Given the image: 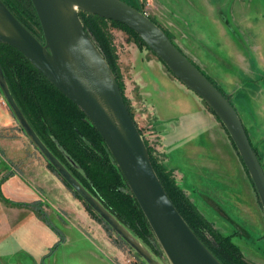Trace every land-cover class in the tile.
I'll return each instance as SVG.
<instances>
[{"label":"rangeland","instance_id":"rangeland-1","mask_svg":"<svg viewBox=\"0 0 264 264\" xmlns=\"http://www.w3.org/2000/svg\"><path fill=\"white\" fill-rule=\"evenodd\" d=\"M127 1L137 3L140 11L146 12L147 16L152 18L156 24L159 23L165 32L172 36L174 44L178 45L179 49L199 69L218 84L231 102H234V107L245 124L246 120L250 119L252 122L258 119L261 114L256 108H258V105H264V70L260 68L259 62L255 58L254 50L256 49L250 50L248 43L250 40L261 43L264 54V0H162L160 2L162 6L156 5V2L160 0H151L153 3L150 0ZM210 4H212V7H209ZM236 4L244 9H240L239 12L246 10L244 14L251 15L250 23L233 20V17H231L233 9L236 15L238 13V10H235ZM28 10H30V6H28ZM83 11L79 10L81 14H84L82 13ZM24 13L26 16L25 20L31 23L33 28L37 29V18L33 15V12L31 15L27 11ZM217 13L218 15L220 14L221 21L227 20L223 21L228 34L224 37L219 30L218 23L210 19L212 15ZM216 17L220 19L218 16ZM102 28L105 29L104 31L107 32L111 41L109 44L114 53L115 65H117L116 73L121 86L120 90L123 92L126 104L129 105L128 108L135 120L134 122L141 131L143 140L148 146L147 148H150L152 154L157 156L159 163L164 164L168 168L165 163L166 155L162 149L163 143L161 142L162 132L164 131L162 129V118L157 114L156 105L153 103L150 95L151 91L149 90L152 85L155 86L156 84L154 72L160 74L161 71H165L168 76L174 78L173 83L168 82V87L177 91L175 92V97L180 96L182 99L192 103L191 107H193L192 109L195 110L198 116L196 118L198 125H205L206 123L209 126L210 120L205 117L206 115L199 105H195L192 99H188V97H191L192 92H189V94L184 89L187 86L182 84L179 78L167 69L166 63L156 56L147 44L141 42L140 37L134 35L126 26L107 18H105ZM198 33L203 36L200 37ZM226 36L229 37V41H232L236 50L242 49L246 53L247 65L253 68L251 71L245 68L243 69L244 71H241L233 57L229 56L231 49L227 43ZM0 57L9 74L7 63L10 57L2 44H0ZM227 71L236 76V89L235 87L232 90L231 87L226 89L221 84L219 78L224 77ZM199 98L204 102L207 111L221 124L217 114L209 109L208 103L201 97ZM12 112L6 96L0 90V149L5 150L8 143L13 144L15 148H18V146L23 147L24 150L19 156L24 155L25 158H29L28 161L32 160L30 164L34 167L29 175H35L34 173L37 170L43 169L45 186L47 187L45 190L46 197L50 202L46 203V209L41 207V210L47 216L51 214L50 217L53 223L57 225V231L54 230V224L52 226L47 223L43 232L40 230L39 233L35 232L33 234L32 231L28 233L27 231L17 230L8 237H1L0 240L2 241H0V244H4L1 247L4 256L0 258V264H148V261L140 256L131 245L126 243L114 230L108 228L107 223L98 219L94 215L95 212L85 205L84 200L79 198L73 189L65 184L60 174L52 170L47 164L48 160L43 157L38 151L39 149L28 139L29 137L24 133L20 122ZM261 112L264 115V107ZM203 116L206 119L203 120ZM175 125H178V123ZM259 129L251 127L248 129L249 135L248 132L247 135L248 138L250 136L251 145L257 151L259 160L264 167V134ZM216 143L220 142L218 140L215 143L212 141L210 150L214 155H219L215 149ZM208 144L210 145L209 140ZM52 151L56 153L57 158L58 156L59 158H65L62 160L70 171L79 172L77 171L79 169L78 164L69 156L63 146L56 143ZM235 151L237 152L236 148ZM241 162L243 163V161ZM224 165L228 168L231 167L230 171L233 179L230 184L222 181L219 186L223 184L224 188L228 189L226 191L231 194L230 196L235 198L234 195L237 194L241 198L239 201L250 203L248 192L241 188L244 185L242 184L243 180L236 171L235 165H231L230 161H225ZM246 169L245 172L250 178ZM22 172L26 173L25 169H22ZM78 174L80 175V173ZM171 176L179 185L180 182L172 169ZM217 178L218 183L221 180H219V177ZM200 180L202 185L205 184L204 186L201 185L202 188L208 185L210 189L218 190L216 187L217 183L215 184L214 181L211 183L209 173L203 174V178L200 177ZM250 181L253 191L256 192L257 201L263 208L251 178ZM213 184H215V187ZM182 189L184 190V188ZM186 194L189 196L188 193ZM189 199L192 200L191 197ZM262 208L261 210L263 211ZM233 216L238 221L240 218V223L250 233L246 231L244 233L235 227H233L231 232L225 231L211 219L209 220L212 221L214 229L218 232L231 235V241L239 246L244 264H264V233L253 237L251 232L255 233L258 231L252 230L248 217L243 218L236 214H233ZM230 220L232 221V218ZM227 222L229 221H225V223ZM233 222L234 220L230 225ZM256 227L260 231L263 228L261 222H257ZM27 233L30 236H26L25 234ZM136 237L161 264H172L163 252L164 250L160 246L156 234L151 229L145 230L144 236L137 235Z\"/></svg>","mask_w":264,"mask_h":264},{"label":"water","instance_id":"water-1","mask_svg":"<svg viewBox=\"0 0 264 264\" xmlns=\"http://www.w3.org/2000/svg\"><path fill=\"white\" fill-rule=\"evenodd\" d=\"M43 41L25 27L0 0V42L18 49L48 81L84 112L100 131L107 149L144 211L163 252L172 264H224L188 225L157 176L147 144L126 104L111 66L86 32L79 10L132 28L180 82L208 103L226 127L247 167L264 213V167L251 145L246 126L233 103L167 36L159 23L125 0H31ZM1 60V58H0ZM0 62V90L28 139L80 198L148 264H161L137 237L82 184L39 138L15 102Z\"/></svg>","mask_w":264,"mask_h":264},{"label":"crops","instance_id":"crops-1","mask_svg":"<svg viewBox=\"0 0 264 264\" xmlns=\"http://www.w3.org/2000/svg\"><path fill=\"white\" fill-rule=\"evenodd\" d=\"M160 2L162 0L156 2V5L162 6ZM209 7H212V4ZM236 9L238 10L237 15L234 9L231 13L234 21L251 22V15L244 14L246 10L239 12L240 9H244L238 7L237 4L235 6ZM256 17L257 15L254 18L256 19ZM210 19L218 23L223 37L228 35L223 23L224 20L227 21L226 19L221 21L222 18L218 13L212 15ZM202 36L200 35V37ZM228 38L226 36L227 43L231 49L229 56L233 57V60L240 67L241 71H244V68L251 71L253 68L247 65L248 59L246 53L242 49L236 50L234 44ZM248 45L250 46V50L256 49L254 50L255 58L258 60L260 68L264 70L263 46L254 40H250ZM154 73L156 75V84L155 86L152 85L149 90L151 91L150 95L153 103L156 105L157 114L162 118V129L164 131L162 132L161 142L163 143L162 149L166 155L165 163L168 168L175 171V176L180 182L179 185L188 193L192 201L200 209L199 211L208 219H211L217 226L225 229V231L231 232L233 227H235L244 233L245 231L250 233L240 223L239 217V221L234 218L233 214H236L243 218L248 217L252 230L258 231L255 233L251 232L253 237L264 233V213L261 210L262 207L257 201L256 192L253 191L250 178H248L245 172V165L241 162L239 154L235 151L233 142L229 138V135H227L224 127L207 111L204 102L199 96L192 89L186 87L184 89L188 93H193H191V97H188V99H192L195 105H199L206 115L205 117H208L210 120L209 126L206 123L205 125H198V121L196 120L198 116L195 110L192 109L193 107H191L192 103L182 99L180 96L175 97V92L177 91L174 88L170 89L168 87V82L173 83L174 78L168 76L165 71H161L160 74ZM235 77V75L227 71L225 76L219 78V80L226 89H230L231 87L232 90L234 87L236 89L237 80ZM232 103L234 106L233 101ZM263 107L264 105H258V108H256L261 114L258 119L252 122L250 119L246 120V124L241 119L246 126V132L252 127L253 129L260 128L259 131L264 134V115L261 112ZM205 117L203 120L206 119ZM177 123L178 125H175ZM208 140L210 141V145L208 144ZM217 140L220 143L215 144V149L219 155H214L211 153L210 146L212 145V141L215 143ZM5 148V150L0 149V238L3 236L8 237L17 230L27 231L28 233L32 231L33 234L35 232L39 233L40 230L43 232L46 229L47 223L31 203L36 201L41 207L46 209V203L50 202L46 197L45 173L42 169L37 170L34 173L35 175H29L34 167L30 164L32 160L28 161L29 158H25L24 155L19 156L24 150L23 147L18 146V148H15L13 144L8 143ZM5 153H7L6 156ZM225 161H230L231 165H235L236 171L243 180L242 184L244 185L241 188L248 192L250 203L239 201L241 198L237 194L234 195L235 198L230 196L231 194L226 191L228 189H225L223 184L219 186V183L222 181L230 184L233 179L230 171L231 167L225 166ZM22 169H25L26 173L22 172ZM207 173L211 176V183L214 181L216 184L217 177L221 180L216 185L217 191L210 189L208 185L204 188L201 187L200 177L203 178V174ZM215 184H213L214 187ZM50 215L47 217L54 224ZM230 218H232V221L234 220L231 225L232 221ZM225 221H229L227 222L228 224ZM257 222H261L262 224L263 228H261V231L259 228H255ZM55 226L57 227V225ZM28 233L25 235L30 236ZM3 245L2 243L0 244V258L4 256L1 248Z\"/></svg>","mask_w":264,"mask_h":264},{"label":"trees","instance_id":"trees-1","mask_svg":"<svg viewBox=\"0 0 264 264\" xmlns=\"http://www.w3.org/2000/svg\"><path fill=\"white\" fill-rule=\"evenodd\" d=\"M4 1L11 5V8L19 5L20 9L23 12H29V15L33 12V15L38 19L31 0ZM125 1L140 11L137 3L129 2L127 0ZM28 6H30V10H28ZM82 13L84 14L79 12L83 25L86 27V32L91 39H94L95 44L104 55L103 57L111 66L114 76L117 78L119 84V78L116 73L117 65H115L114 53L109 44L111 41L108 38L107 32L104 31L105 29L102 28L105 19L99 17L98 14H89L85 11ZM116 23L126 26L121 22ZM126 28L139 37L132 28H129L128 26H126ZM167 36L169 35L167 34ZM169 37L172 38V36ZM140 39L142 40V43L146 44L141 37ZM0 44L3 45L5 51L10 57L7 63L9 74L4 66V62L2 60L0 61L2 69H4V67L6 69H4L3 73L9 84V90L15 98V102H17L19 107L23 110L22 112L26 119L31 123V126L40 136L39 138L43 143L50 147L51 152L54 155L56 153H54L52 149L55 148L56 143L63 146L64 150L79 166L77 171H79L78 173H80V175L71 171L75 174L78 180L86 185L89 191H91L95 197L100 199L105 207L110 210L112 214L117 217L119 222L123 223L133 235L144 236L145 230L147 231L151 229L149 226L150 224L146 220L143 213L144 211L138 205L135 196L131 193L128 187L129 185L122 175L123 173L117 167L114 157H112L107 149V144L104 143L100 131L94 127L84 112L81 111L80 108L76 106L72 100L67 98V96H65L56 86L48 81L38 69L34 68L31 62L22 55L18 49L11 47L7 43L0 42ZM176 46L178 47V45ZM203 73L206 74L205 72ZM207 77L219 87L213 79H210V76L207 75ZM119 87L121 88L120 84ZM220 92L225 96L221 88ZM217 118L219 119V116ZM234 143L235 142L233 141V145ZM147 149L149 155H151L152 165L157 171V176L159 180L162 181L167 194L170 195L172 203L179 209V212L189 223L188 225L191 229L199 235V239L207 245L213 254L221 259L224 264H244L239 246L231 241V235H225V233L218 232L214 229L212 221L204 217L198 211V207L189 199L190 197L187 196L178 183H176L171 176V169L167 168L164 164L159 163L157 156L152 154L150 148ZM55 156L57 157V155ZM59 159L62 160L63 158ZM47 164L55 171L49 161ZM65 184L68 185L66 182ZM68 186L73 188L70 185ZM74 193L79 196L76 191H74ZM84 203L92 210L87 202ZM31 205L36 208L38 213L41 214V217L45 219L46 223L53 225L36 201H33ZM93 212L95 211L93 210ZM94 215L106 223V221H104V219L96 212ZM107 225L108 228L111 227L108 223ZM54 230L57 231L56 226H54Z\"/></svg>","mask_w":264,"mask_h":264},{"label":"flooded vegetation","instance_id":"flooded-vegetation-1","mask_svg":"<svg viewBox=\"0 0 264 264\" xmlns=\"http://www.w3.org/2000/svg\"><path fill=\"white\" fill-rule=\"evenodd\" d=\"M4 1V0H3ZM5 2V1H4ZM6 3V2H5ZM33 3V2H32ZM7 4V6H8V9L11 11V12H13L14 14H15V16H17L18 18H19V20H20V22L25 26V27H27L28 29H30L31 31H32V33L34 34V36L40 41H43V33H42V28H41V26H40V22H39V18L37 19V22H36V24H37V26H38V28L37 29H35V28H33V26H31V23H28L27 22V20H25L26 19V16H25V13L20 9V7H19V5H17L16 7H12L11 8V5H9L8 3H6ZM16 5V4H15ZM34 6V5H33ZM33 9H34V7H33ZM35 11V10H34ZM35 14H36V12H35ZM37 17H38V15H37Z\"/></svg>","mask_w":264,"mask_h":264},{"label":"built area","instance_id":"built-area-1","mask_svg":"<svg viewBox=\"0 0 264 264\" xmlns=\"http://www.w3.org/2000/svg\"><path fill=\"white\" fill-rule=\"evenodd\" d=\"M144 13H146V12H144ZM143 137V136H142Z\"/></svg>","mask_w":264,"mask_h":264}]
</instances>
